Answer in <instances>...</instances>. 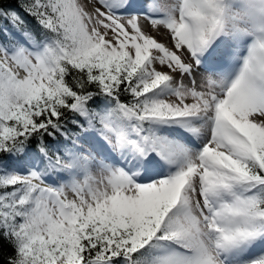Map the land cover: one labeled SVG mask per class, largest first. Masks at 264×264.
<instances>
[{"label": "snow or ice", "instance_id": "1", "mask_svg": "<svg viewBox=\"0 0 264 264\" xmlns=\"http://www.w3.org/2000/svg\"><path fill=\"white\" fill-rule=\"evenodd\" d=\"M0 264H264V0H0Z\"/></svg>", "mask_w": 264, "mask_h": 264}]
</instances>
